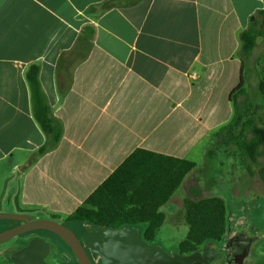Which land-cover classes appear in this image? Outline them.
<instances>
[{
	"label": "crops",
	"instance_id": "crops-1",
	"mask_svg": "<svg viewBox=\"0 0 264 264\" xmlns=\"http://www.w3.org/2000/svg\"><path fill=\"white\" fill-rule=\"evenodd\" d=\"M263 1L0 0V213L64 219L139 148L200 166L234 116L239 35ZM32 65L63 125L59 145L42 155ZM32 239L49 247L46 261L68 246L33 235L1 252L0 264H17L12 256ZM260 239L244 241L255 250ZM254 250L236 263H253Z\"/></svg>",
	"mask_w": 264,
	"mask_h": 264
},
{
	"label": "trees",
	"instance_id": "trees-1",
	"mask_svg": "<svg viewBox=\"0 0 264 264\" xmlns=\"http://www.w3.org/2000/svg\"><path fill=\"white\" fill-rule=\"evenodd\" d=\"M259 38H264V1L251 25L239 35L241 80L230 94L234 103V116L214 134L223 140V144L234 143L241 157L254 165L259 164V158L264 153V128L243 122L238 99L244 93V61L251 57ZM27 80L31 89L34 116L47 136L45 144L39 148V155H42L59 145L63 136V125L50 111L39 82L37 65L28 69ZM259 91L264 98V80L259 83ZM195 167L196 163L193 161L136 149L64 221L89 224L90 230L101 226L119 228L129 225L137 228L141 224L145 226L142 233L138 231L141 238L151 243L166 220L162 208ZM248 171L253 174L250 165ZM52 219L58 220L60 217L53 215ZM185 223L188 232L179 243L177 251L181 254L199 252L201 246L220 242L227 235V204L220 197L191 200L186 205Z\"/></svg>",
	"mask_w": 264,
	"mask_h": 264
},
{
	"label": "rangeland",
	"instance_id": "rangeland-1",
	"mask_svg": "<svg viewBox=\"0 0 264 264\" xmlns=\"http://www.w3.org/2000/svg\"><path fill=\"white\" fill-rule=\"evenodd\" d=\"M263 71L264 38H259L256 49L246 60L244 93L239 96L238 101L243 122H250V126L255 125L261 128H264V98L259 91V83L264 80ZM222 142L220 137L215 136L208 141L201 165L190 172L191 175L174 195V199L162 208L166 216L165 224L151 244L162 248L169 254L178 252L177 247L188 232V226L185 223L188 202L220 197L227 204L228 233L220 242H211L201 246L199 252L207 260L203 262L202 259H198L195 263L237 264L238 256L243 255L247 249L251 252L254 250H252V243L244 241V238L259 235L261 239L254 250L255 261L251 264H264V254L261 251L264 250V234H259L261 232H257L256 228H252L253 232L250 231L249 222L254 220L259 225L257 228L264 227V171H261L264 168V153L259 158V164L254 165L241 157L234 143L223 144ZM249 165L252 167L253 174L247 170ZM57 221L69 227L79 237L85 227L88 228V232L90 230L89 224L85 226L79 222L80 226L64 221V219ZM19 224L20 222L14 219L0 218V233ZM137 229L142 233L145 226L140 224ZM33 235L54 238L53 240L61 244L63 242L55 233L38 229L1 242L0 253L8 248L16 247L18 243ZM259 250L261 252H257ZM17 257L18 253L12 256L15 260ZM27 261V264H39V254L28 257ZM47 262L49 264H80L77 256L68 246L64 249H54ZM7 264L14 263L8 261Z\"/></svg>",
	"mask_w": 264,
	"mask_h": 264
},
{
	"label": "water",
	"instance_id": "water-1",
	"mask_svg": "<svg viewBox=\"0 0 264 264\" xmlns=\"http://www.w3.org/2000/svg\"><path fill=\"white\" fill-rule=\"evenodd\" d=\"M254 18L252 17L251 20ZM0 218L14 219L21 222L19 225L0 233V243L8 241L20 234L44 229L58 235L75 253L80 264H93L85 246L69 227L54 219H37L10 213H0ZM85 241L91 252L102 259V264H198V259L205 262L207 259L200 252L193 254L167 253L160 247L141 238L137 228L129 225L119 228L98 227L85 235ZM46 249V251H45ZM49 247L42 240H29L27 245L16 252L17 264H27V258L39 254V264H49L45 258ZM13 255V256H14Z\"/></svg>",
	"mask_w": 264,
	"mask_h": 264
},
{
	"label": "flooded vegetation",
	"instance_id": "flooded-vegetation-1",
	"mask_svg": "<svg viewBox=\"0 0 264 264\" xmlns=\"http://www.w3.org/2000/svg\"><path fill=\"white\" fill-rule=\"evenodd\" d=\"M90 229H91V228H90ZM89 231H90V230H89ZM87 233H88V231L85 232V233H82L81 237H79V236H77V237L81 240L82 244L85 246V248H86L88 254L90 255V257H91V259H92L93 264H95V263L97 264V263H99V262H100V264H102V259H101V257L98 256V255L93 254V253L91 252V249H90L89 245H88L87 242L85 241V235H86ZM194 263H195V262H194ZM202 264H204V263H202ZM205 264H206V263H205Z\"/></svg>",
	"mask_w": 264,
	"mask_h": 264
},
{
	"label": "built area",
	"instance_id": "built-area-1",
	"mask_svg": "<svg viewBox=\"0 0 264 264\" xmlns=\"http://www.w3.org/2000/svg\"><path fill=\"white\" fill-rule=\"evenodd\" d=\"M191 76H192L193 78H196V77H197V73H193V74H191Z\"/></svg>",
	"mask_w": 264,
	"mask_h": 264
}]
</instances>
